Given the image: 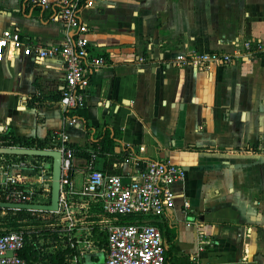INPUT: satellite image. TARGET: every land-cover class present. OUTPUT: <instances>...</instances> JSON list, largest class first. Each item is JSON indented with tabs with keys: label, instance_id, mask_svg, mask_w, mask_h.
Listing matches in <instances>:
<instances>
[{
	"label": "crops",
	"instance_id": "crops-1",
	"mask_svg": "<svg viewBox=\"0 0 264 264\" xmlns=\"http://www.w3.org/2000/svg\"><path fill=\"white\" fill-rule=\"evenodd\" d=\"M55 1L37 9L27 0H0V33L14 29L23 42L42 47L61 42L65 29L51 13ZM90 1L78 19L106 62L90 73L75 122L67 123L59 107V59L5 53L1 129L55 149L58 133L65 135L63 143L88 144L81 119L97 129L107 125L128 150L117 144L115 159L88 162L73 153L67 204L92 211L79 194L92 169L122 175L134 169L132 158L140 166L167 160L183 174L172 185V209L152 217L171 254L166 263L264 264V54L201 70L171 63L179 52L232 51L244 39L264 43V0ZM29 148L39 147L34 142ZM49 163L48 157L0 155V165H10V175H19L36 203H46ZM100 219H84L74 229L95 236L102 233ZM102 247L90 248L94 259L87 264Z\"/></svg>",
	"mask_w": 264,
	"mask_h": 264
},
{
	"label": "built area",
	"instance_id": "built-area-1",
	"mask_svg": "<svg viewBox=\"0 0 264 264\" xmlns=\"http://www.w3.org/2000/svg\"><path fill=\"white\" fill-rule=\"evenodd\" d=\"M27 1L42 8L49 6L48 0ZM79 3L80 0H56L53 3L57 6L53 16L62 22L65 29L59 43L42 47L23 42L18 31L11 28H5L0 33V60L5 53L8 58L20 53L38 60L46 57L59 59L63 68L59 107L69 124L74 123L75 118L67 117L65 113L74 115V111L83 105L90 73L106 62L100 53L90 47L83 35L84 27L78 19L80 7L91 1L85 0L81 6ZM262 54L264 43L244 39L232 51L179 52L171 63L201 70L211 64L224 66L244 57ZM5 130L0 127V135ZM64 139L65 135L58 133V142L62 143ZM2 143L0 138V146H6ZM55 149L60 151L58 203L64 209H70L73 206L67 204L65 197L67 192H72L68 170L73 151L62 144ZM132 159L134 169L122 175L109 174L99 169L88 171L79 190L80 197L97 204L102 213L98 222L104 243L101 249L103 259L99 264H164V242L154 224L121 223L118 219L127 214L152 217L166 215L174 205L172 185L181 180L183 171L178 165L163 159H149L142 166L136 158ZM9 168L10 165L4 168L0 165V201L31 202L30 191L18 187L19 175H10ZM24 248L25 235L22 231L0 232V264H28L18 254ZM7 251L11 252L9 256L5 255Z\"/></svg>",
	"mask_w": 264,
	"mask_h": 264
},
{
	"label": "rangeland",
	"instance_id": "rangeland-1",
	"mask_svg": "<svg viewBox=\"0 0 264 264\" xmlns=\"http://www.w3.org/2000/svg\"><path fill=\"white\" fill-rule=\"evenodd\" d=\"M39 158L41 159V157ZM49 171L50 169L47 167L45 175H48ZM46 193L45 200L47 202L49 199V186ZM90 207L92 208L90 213L82 212L81 209L76 207H71L70 209L62 207L60 211L52 212L27 210H22L21 212L13 209H0V230H20L24 233L26 248L32 246L33 251L37 255V259L32 260L28 264L40 262L41 259L46 261L48 256L64 249L67 250L64 252L63 264H87L84 256L90 255L92 259L93 254L90 248L102 247L104 239L103 232H98L92 237H86L82 232L83 229L80 231L74 229L80 226L78 224L79 221L84 219L95 220L102 216L100 209L95 203L91 202ZM73 219L75 222H73ZM93 223L88 225L90 228L96 229L97 226ZM73 232L74 234L76 232V236ZM101 260L102 255L100 253L93 264H99Z\"/></svg>",
	"mask_w": 264,
	"mask_h": 264
},
{
	"label": "trees",
	"instance_id": "trees-1",
	"mask_svg": "<svg viewBox=\"0 0 264 264\" xmlns=\"http://www.w3.org/2000/svg\"><path fill=\"white\" fill-rule=\"evenodd\" d=\"M85 0H80L79 6L83 4ZM34 8L38 9V6H33ZM57 11V6H52L51 13H55ZM249 41H255L248 39ZM65 116L67 117H73L76 118L75 115L72 113H65ZM81 125L82 128L88 133V144L86 146H79L77 144L72 143H60L57 142V145L62 144L65 148H70L74 154H78L81 157L85 158V160L88 162L92 157L99 156V157H105L108 159H115L118 154L113 151V147L117 145V139L115 135L117 134V131L108 127L107 125H102L98 129L92 125H89L84 119H81ZM0 138L2 140V144L6 146L11 145H18L22 147L29 148L32 146V144L35 142L36 147L41 148L42 142H39L36 140L35 137H15L13 136L11 130L9 127L6 128V130L0 135ZM119 145V144H118ZM122 150H128V147L124 145H119ZM124 154V153H123ZM7 156V155H6ZM32 173L34 171L32 170ZM22 187V186H18ZM1 209V208H0ZM21 211L22 210H18ZM121 223H139V222H151L152 224H155L154 219H152V216L147 215H141V214H127L124 216H120L118 219ZM10 230H0V232H8ZM170 238H167L166 240L169 241ZM67 249H64L63 251H57L54 255L48 256V260L44 261L41 259L42 264H63L64 261V252ZM19 256L23 257L27 263H30L32 260L37 259V255L33 251L32 246H29L18 252ZM164 264H167L166 261L169 259L170 251L168 248L164 247ZM93 264L94 261H91Z\"/></svg>",
	"mask_w": 264,
	"mask_h": 264
},
{
	"label": "water",
	"instance_id": "water-1",
	"mask_svg": "<svg viewBox=\"0 0 264 264\" xmlns=\"http://www.w3.org/2000/svg\"><path fill=\"white\" fill-rule=\"evenodd\" d=\"M0 155H29L48 157L50 163L47 167L50 169L48 175H44L45 179H49V199L46 203L25 202L12 203L0 201L1 209H15V210H32V211H56L58 209V195H59V161L60 151L49 148H27L18 146H0ZM11 254L10 251L5 253L6 256ZM100 253L96 255L99 257ZM102 259H103V254ZM89 257V258H88ZM85 262L90 263V255L84 256ZM102 261V260H101ZM100 263V262H99Z\"/></svg>",
	"mask_w": 264,
	"mask_h": 264
}]
</instances>
